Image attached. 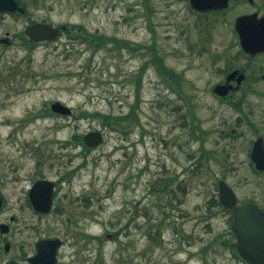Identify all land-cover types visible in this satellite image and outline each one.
I'll list each match as a JSON object with an SVG mask.
<instances>
[{
  "label": "rangeland",
  "instance_id": "rangeland-1",
  "mask_svg": "<svg viewBox=\"0 0 264 264\" xmlns=\"http://www.w3.org/2000/svg\"><path fill=\"white\" fill-rule=\"evenodd\" d=\"M22 1L30 3L33 22L83 26L135 49L109 44L96 50L67 34L33 48L21 41L0 45V166L15 177L5 189L18 194L37 176L61 183L59 203L67 207L44 220L40 234L66 241L60 264H243L212 244L206 205L223 175L219 132L242 115L220 102L213 87L230 65L228 54L237 51L233 16L249 5L199 18L187 0ZM25 24L6 17L0 35ZM154 42L157 56L182 76V87L151 64L138 97L136 80ZM55 101L73 117L38 118L45 103ZM251 103L264 111V96L246 95L247 114ZM105 115L128 116L124 132L104 127ZM194 116L202 146L191 136ZM90 131L104 133L100 147L75 145ZM201 147L207 155L198 165ZM228 176L234 181L232 172ZM152 225L157 240L148 235ZM21 238L17 234V242Z\"/></svg>",
  "mask_w": 264,
  "mask_h": 264
},
{
  "label": "flooded vegetation",
  "instance_id": "flooded-vegetation-1",
  "mask_svg": "<svg viewBox=\"0 0 264 264\" xmlns=\"http://www.w3.org/2000/svg\"><path fill=\"white\" fill-rule=\"evenodd\" d=\"M16 1L23 11L2 13L0 26L6 17L26 21V24L19 32L6 30L3 35H0L1 46L17 41L26 43L25 29L34 24L29 11L30 3ZM245 3L249 7L233 16V27L240 16H250L251 43L248 46L251 51L244 49L240 36L234 30L233 46L237 51L228 54L227 61H230V65L226 71H221L223 78L215 85L225 86L224 90L227 93L223 97L213 94L220 102L230 103L242 114L237 117L232 129L227 130L224 127L219 132L220 165L223 172L219 180L226 182L233 190L234 208L249 206L254 211L244 212L246 215H243V219L235 223L234 208H227L221 202L218 185L217 202L213 200L206 205V221L209 224L207 229L216 235V238L212 239V244L217 241L219 246L230 251L233 257V253L239 250V246L248 245L249 248L260 249L257 243L264 241V111L261 114L256 112V108L260 106L257 103H251L249 114L243 109L246 95L253 93L264 96V0H230L228 9L206 14L225 17L235 4L238 7ZM45 106L46 111L40 112L38 118L49 116V103H45ZM223 125L226 126V121H223ZM2 169L3 167L0 166L2 202L0 206V264H51L54 254L56 264H60L66 241L56 235L40 234L44 231L43 221L55 212L63 213L64 207H67L59 203L61 183L56 181L50 212L43 213L37 211L32 205L31 192L36 183L48 178L37 176L24 190L19 191L18 196V194H10L5 189L8 185L7 180L13 181L15 177ZM38 169H42L41 163ZM229 172L233 173L234 181L232 182L228 178ZM40 191L42 199L46 201L49 195L48 185L42 187ZM34 219L36 221H33ZM215 225L218 229L217 233L214 231ZM251 231L257 233L250 237ZM17 234L23 235L18 242ZM42 240L45 241L42 245L45 251L43 260L39 261L36 257L40 253L38 245Z\"/></svg>",
  "mask_w": 264,
  "mask_h": 264
},
{
  "label": "water",
  "instance_id": "water-1",
  "mask_svg": "<svg viewBox=\"0 0 264 264\" xmlns=\"http://www.w3.org/2000/svg\"><path fill=\"white\" fill-rule=\"evenodd\" d=\"M190 5L193 11L196 12H208V11H215L221 10L228 7L229 0H189ZM18 9V5L14 0H0V14L2 12L10 11L13 12ZM250 16H242L239 17L236 21V30L240 35L242 46L246 51H251L249 48V44L251 43V29H250ZM62 30H66V27L63 26ZM60 30L58 28L51 27L47 24L37 23L32 26H29L26 29V35L30 38L31 41L34 42H41V41H50L54 40L59 37ZM225 86H218L216 87L215 91L220 95H225L227 91H225ZM53 110L64 114L69 115L71 114V110L64 106L63 104L57 102L53 105ZM84 142L88 147H96L103 142V136L100 132H90L84 137ZM48 185L49 188V195L48 199L44 201L42 199L40 189L44 186ZM54 188V183L51 181H40L35 184L32 192H31V199L33 206L40 212L48 213L52 207V192ZM220 198L222 203L229 208H234L235 206V196L229 186L223 182L220 183ZM2 202L0 199V206ZM251 207H243V208H234L235 213V223L241 219H243L244 212H251ZM259 211V210H258ZM235 229V226H234ZM256 231L250 232V237L255 235ZM241 236V234H239ZM45 241H41L39 243L40 253L36 257L37 260L42 261L44 258V251L43 244ZM260 246V249H253L249 248V246H241L240 247V254L241 256L247 260L250 264H264V241L257 243ZM55 254L52 257L51 264H55Z\"/></svg>",
  "mask_w": 264,
  "mask_h": 264
},
{
  "label": "trees",
  "instance_id": "trees-1",
  "mask_svg": "<svg viewBox=\"0 0 264 264\" xmlns=\"http://www.w3.org/2000/svg\"><path fill=\"white\" fill-rule=\"evenodd\" d=\"M67 36L69 39H73L79 43L82 44H90L91 46H94V48L96 50L103 48L104 46L106 47L109 44H114V48L117 49H122V48H129L130 51H135V49L131 48L128 44L127 41L125 40H119L116 37H109V36H104V35H94L88 31L85 30V28L83 26H69L68 30L66 32ZM34 44H30L28 45L29 48H33ZM149 50L153 53L152 58L150 60H148L145 65L141 68L139 76H138V80H136L137 83V95L139 97V88L141 85V79L142 76L144 75L146 69L148 66L155 65L158 69V71L160 72V74L169 82L170 85H175L177 87L178 90L181 89L182 87V76L178 75L176 72H174L172 69L168 68L164 63H163V59L161 57L157 56V52L155 51V42L153 43L152 47H149ZM138 100V98H137ZM193 104L190 106V111L195 114V111L193 110ZM91 116V114L86 113L85 116ZM99 115V114H98ZM132 115V114H130ZM104 127L109 126L110 128L114 129V130H122V132H124L125 128L123 127L124 124L123 121L125 122H129V117L125 116V117H107L106 115L104 116ZM197 118L194 116L192 119V125H191V132L196 135L197 134V129L200 128V122L199 124L197 123ZM197 124V125H196ZM197 140L200 141L201 143L203 142V137L201 135L196 136ZM202 146V144H201ZM202 147H201V151H202ZM204 155L199 159L198 161V165L201 164L202 158L204 156H206L207 154L205 152H203ZM66 178V177H64ZM166 187H168L166 185ZM165 187V189H166ZM89 200H86L85 204L88 206ZM170 204L172 203V201H169ZM133 220V219H132ZM151 220V219H150ZM128 228V225H126ZM157 226L152 225L150 231L148 232L149 237L152 240H157V232H153V228H155ZM126 228V227H125ZM123 230V229H122ZM126 231V230H125ZM127 232V231H126Z\"/></svg>",
  "mask_w": 264,
  "mask_h": 264
}]
</instances>
